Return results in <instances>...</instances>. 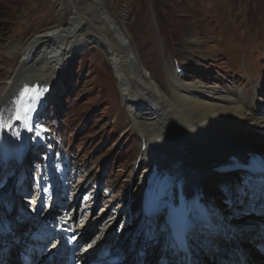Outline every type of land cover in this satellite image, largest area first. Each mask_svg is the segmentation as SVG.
Here are the masks:
<instances>
[{
  "label": "bare ground",
  "instance_id": "obj_1",
  "mask_svg": "<svg viewBox=\"0 0 264 264\" xmlns=\"http://www.w3.org/2000/svg\"><path fill=\"white\" fill-rule=\"evenodd\" d=\"M47 8L53 10L54 19L52 21L22 40L20 45H0V59L3 65L9 63L7 70L11 68L10 62L18 61L13 69L8 71L7 79L0 82V127L2 117L11 104L13 94L18 90L20 93L25 91L22 87L23 81L27 82L28 88L32 82L37 90L36 100L40 101L41 104L44 103L45 99L51 97V94L57 89V82L67 59L84 48L88 42L95 41L101 46L103 55L111 66L113 81L117 85V94L123 104V112L127 119L126 126L129 125L132 130L138 132V149L141 150L138 165L145 167L147 162L150 163L144 172L139 173L141 181L139 190L141 191L144 187L146 175L151 172V168L157 172H154L150 181L155 180V174L178 169L184 175V192L191 197L189 199L191 204L193 203L192 197L199 196L201 198L199 200L208 208L210 223L197 220L194 226L188 230L187 241L193 244V247L194 244L196 245V248L188 249L189 257H191L189 264H196L194 252L197 247H200L196 244L197 239H208L213 243L221 242L220 239H225L224 242L227 240L231 242V239L237 240V238L240 239L239 241L247 240L246 243L239 242L241 248L234 244L236 247L231 250L229 257L236 259L244 257L246 253H254L257 247H263L264 225L238 230L240 231L238 233L232 231L224 222L226 217L219 209L221 204H219L220 200L217 193L212 194L207 190L212 186H218L217 184L214 185L215 182L212 178H222L223 175L238 171L241 168L236 167L235 170L227 171L217 170V174H214L215 176L211 179H205V176L212 172L210 170L215 165L231 156L238 155L248 162L253 161V155L256 154L264 157V112L254 106L256 104L264 106V97L258 98L254 94L253 96L244 95L241 89L236 87L233 90L229 83L226 84L218 78L207 82L193 76L182 78L178 74L177 68L168 67L166 62L162 69V74L165 73L167 77L166 82H164L162 74L147 69L140 60L124 25H122L123 22L116 19L110 11L107 12L106 0H49ZM37 9L41 10L42 8L37 6ZM163 55L164 53L161 57L165 59ZM45 85L48 86V89L43 90ZM259 92L264 96L263 87ZM113 99L110 100L111 103ZM121 113L119 110L117 119ZM235 134L251 136L253 142H256V144L252 142L256 148L231 138ZM64 164L62 163V166L55 164L59 186L53 205L58 214L68 219L70 225L72 222L74 223L72 229H70L71 226L69 227L70 236H76L79 240L88 239L94 234L91 233L94 223L89 222L88 212L95 208L98 199L94 190L91 189L82 195L81 203L79 202V196L85 189V183L79 176L76 178L72 174H68ZM29 166L25 160L20 167L17 164L10 166L8 163L0 167V177L6 171L8 178L13 175L16 178L15 174L18 173V179L12 181V184L14 183L16 191L23 192L25 191L23 188L16 189V182H21L19 178L24 176ZM8 167H12V169ZM244 175L248 178L244 180L245 185H241L238 180H235L232 185L234 189H237V196L240 197L236 208L243 210V206L245 208L247 206L252 210L254 209L258 214H264V201L260 198H264V181L259 179V177H264V172L247 170ZM3 177L7 178L6 176ZM34 180V193L29 212L30 219H25L21 211L15 210L12 204L14 202L15 205L14 199L0 200V221L6 220L11 223L13 229H18L21 224L23 226L25 222L28 223L30 220L33 226L30 230L36 229L34 235L28 240L11 235L10 238L13 239L9 241V235H7L1 246L3 249L8 251L18 249L20 242L26 241L25 249H28L29 254H31L35 247L38 250L41 242L50 237L48 236L50 232L45 229V220L32 218L35 217L34 214L41 205L46 202L47 206L48 203L47 185L50 184V179L44 165H41L40 172L34 173ZM21 184L23 185V183ZM3 187L5 186L0 187V198L3 195ZM68 189L70 198L65 202L62 195L63 191ZM140 191L136 194H139ZM134 195L135 192L132 193V196ZM250 195L254 198H247ZM122 198H124L123 203L115 204L114 199L113 201L110 199L104 201L103 207L105 209L102 208V210H105V214L110 210L112 216L107 215L108 217L103 220L101 218L95 220L101 225V232L96 241L85 242L83 246L77 249L76 245L71 247L72 252L75 251L73 252L74 256L72 255L74 260L81 263L87 253H82V251L91 245L97 244L99 246L103 242H111L113 246L123 248V252L129 257L136 250L138 252L146 249L144 253L146 264H155L157 260L155 255L159 252L162 254L160 264H179L180 260L173 251L168 228L172 211L178 205L177 198H170L160 214H156L146 221L141 218L140 195L126 209L127 198ZM20 201L27 203L30 200L24 198ZM85 210L87 213L83 216L82 213ZM43 214L47 215V218L50 217L47 212ZM225 215L227 216L226 213ZM119 217L123 220L119 231L113 238L112 229L115 224H118ZM165 217L166 221L164 222ZM201 224L205 225L206 228L201 227ZM110 229L112 233L107 234ZM143 234H146L145 240L142 238ZM2 238L3 235H0V241ZM54 239L53 236L51 242ZM8 241L9 243H7ZM247 244H252L253 249L249 248ZM180 251L183 255L179 252L178 254L183 257L185 264L184 256L187 254L182 250ZM203 255L206 256L205 253ZM142 257L143 254L140 253L137 261L133 264H140ZM207 257L212 258L211 256ZM5 258L0 254V262L4 260L1 262L2 264H8L5 262ZM34 259L35 261L38 259V251L34 255ZM18 262L15 264H21Z\"/></svg>",
  "mask_w": 264,
  "mask_h": 264
},
{
  "label": "rangeland",
  "instance_id": "obj_2",
  "mask_svg": "<svg viewBox=\"0 0 264 264\" xmlns=\"http://www.w3.org/2000/svg\"><path fill=\"white\" fill-rule=\"evenodd\" d=\"M48 4L49 0H0V45H20L22 40L52 21L53 10L47 8ZM37 6L42 9L38 10ZM106 10L123 22L131 44L147 69L162 74L166 62L168 67L177 68L182 78L193 76L204 82L218 78L229 83L233 90L236 87L241 89L244 95L264 97L259 92L261 87L264 89V0H106ZM163 53L165 59L161 57ZM16 63L18 61L10 62L11 68L7 70L9 63L3 65L0 59V82L7 79L8 71ZM64 64L57 89L51 97L45 99L47 103L39 117L56 128L54 153L57 154L53 157L58 163L56 166L65 163L67 173L76 178L79 176L85 183L79 202L82 195L91 189L97 196V205L88 212L89 222L94 223L91 231L94 234L80 240L82 243L92 242L96 241L101 232L100 222L95 220L112 216L110 210L106 214L102 210L105 209L104 201L114 199L115 204L123 203L122 197H125V209L128 208L139 196L136 194L140 191L139 173L144 172L150 163L147 162L145 167L138 165L141 157V150L138 149L139 135L129 125L126 126L123 104L117 94L111 66L101 46L90 41ZM162 80H167L165 73L162 74ZM111 99L114 104L110 102ZM257 105L254 106L264 112V106ZM119 110L122 113L117 119ZM241 135L235 134L231 138L256 148V142H253L251 136ZM32 153L35 151L32 150ZM28 156L25 161L30 166L24 176L19 178L21 182H16V189L23 188L25 191H16L12 184V181L18 179V173L15 174L16 178L14 175L8 178L6 171L0 177H7L0 182V187L5 186L3 189L6 190L1 199H14L13 207L21 211L25 219H30L36 165H43L40 155L29 153ZM243 169L223 175L222 178H212L217 174L216 170L205 176V179L212 178L214 185H218H211L207 190L212 194L217 193L221 204L219 209L226 217L224 222L236 233L264 224V214H258L247 206H243V210L236 208L240 197L232 185L235 180L241 185L246 184L244 180L248 178L244 174L247 170ZM69 196V189L63 191L62 199L65 202ZM250 197L254 198L252 195L247 198ZM24 198L30 201H20ZM260 198L264 201L263 197ZM254 204L256 206V202ZM44 205L37 211L40 212ZM84 212L83 216L87 213L86 210ZM122 220L120 218L118 224L114 225L113 238ZM29 223L30 220L23 226L21 224L17 231L33 228L32 223ZM200 226L206 228L205 225ZM112 230H107V234H111ZM142 238L145 240L146 234ZM220 240L213 243L208 239H197L196 244L200 247L194 252L196 264H239L240 258L236 260L229 257V248L236 247L234 244L241 248L239 242L246 243L247 240ZM187 245L196 248L189 241ZM247 246L253 249L252 244ZM34 251L31 253L33 260L37 253ZM178 257L181 260L179 264H184L183 257ZM242 259L247 264H264V246L257 247L254 253L244 254Z\"/></svg>",
  "mask_w": 264,
  "mask_h": 264
},
{
  "label": "water",
  "instance_id": "obj_3",
  "mask_svg": "<svg viewBox=\"0 0 264 264\" xmlns=\"http://www.w3.org/2000/svg\"><path fill=\"white\" fill-rule=\"evenodd\" d=\"M244 145V144H243ZM245 146V145H244ZM246 147V146H245ZM252 149V148H251ZM251 152H254V151H251ZM235 157H238V158H241V157H239L238 155H235V156H231V157H228V159H226V160H224V161H222L221 163H219L218 165H215V167L212 169V170H217L221 165H223V164H225V163H227L228 161H230L231 159H233V158H235ZM212 170H210V171H212ZM183 171V170H182ZM149 173V172H148ZM146 178H147V175H146ZM145 181H146V179H145ZM155 257H157V255H155ZM155 257H154V259H155ZM153 259V260H154Z\"/></svg>",
  "mask_w": 264,
  "mask_h": 264
}]
</instances>
